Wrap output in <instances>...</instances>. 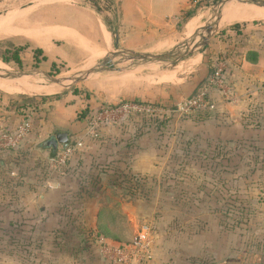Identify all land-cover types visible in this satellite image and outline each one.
Returning <instances> with one entry per match:
<instances>
[{"label": "rangeland", "instance_id": "rangeland-1", "mask_svg": "<svg viewBox=\"0 0 264 264\" xmlns=\"http://www.w3.org/2000/svg\"><path fill=\"white\" fill-rule=\"evenodd\" d=\"M217 1L208 0L205 8L196 10L204 18L195 30L211 17ZM24 2L7 0L2 6ZM242 7L252 5L232 3L206 53L193 55L199 56L196 64H187L189 58L166 68L121 70L125 64H117L115 70L72 88L87 102L77 117L89 110L80 119L85 122L79 135L83 146L60 163L57 160L65 155L66 147L76 144L78 135L65 148L60 145L51 157L50 150L39 144L52 133L41 131L37 142L14 150L16 173L2 177L0 171V264H111L101 253V242H129L143 229L152 237L154 252H188L183 254L186 264H221L223 259L231 264H264V19L230 21ZM24 8L35 10L23 24L0 31V62L1 56L11 58L22 46V63L2 62L6 66L0 69L51 72L50 59L42 60L41 53L34 57L35 39L38 35L41 43L52 45L51 32L70 25L78 31L90 29L85 35L93 42L79 35L74 40L77 46L65 40L56 42L64 57L57 59L55 76L86 71L118 51L117 46L126 45L117 32L105 43L96 16L78 0H33ZM187 24L169 44L141 48L147 42L135 40L130 45L137 51L167 52L195 31L185 34ZM11 31L18 35L10 37ZM216 38L221 45L218 52L212 50ZM230 44L234 48L224 52ZM245 50L256 63L240 58L239 52ZM179 66L182 69L176 76ZM209 68L214 73L207 76ZM27 78L42 90L9 93L0 88L2 109L22 104L17 109L21 119H36L31 114L33 106L72 91L43 89L53 83L43 77ZM202 93L205 107L191 104ZM126 101L141 102L153 111L120 114L114 121L112 115L103 114L95 135L88 132L103 107ZM111 153L121 157L123 165L134 160V185L110 184L106 176L100 186L93 182L95 169L113 163ZM140 162L148 173L135 171ZM56 177L65 189L60 196L50 197L56 201L55 208L45 212L31 207L32 200L52 189L50 183L57 182ZM95 198H100V206L93 204ZM126 203L131 206V217L125 213ZM24 204L33 211L36 223L18 224L24 218L17 210ZM245 252L248 255L241 257Z\"/></svg>", "mask_w": 264, "mask_h": 264}, {"label": "crops", "instance_id": "crops-1", "mask_svg": "<svg viewBox=\"0 0 264 264\" xmlns=\"http://www.w3.org/2000/svg\"><path fill=\"white\" fill-rule=\"evenodd\" d=\"M18 1H25V2L19 5L8 4V6L5 7L2 5H5V3H7V0H0V17L2 18L6 17L5 15H3L6 12L8 15H10V13L19 15L23 13V11L25 12L31 10L32 13L35 10V8H31L28 10H25L26 8H24V6L28 4V2L31 3L33 2V0H18ZM78 1L80 2V4H82V6H84L86 10H89L91 16L93 15L96 16V19L98 20L97 27L99 28V30L98 28L97 30L100 31L102 38H104L105 43L109 44L111 42V39L113 38V33L117 32L121 38V41L124 39L126 41V45H124L122 48L132 49V50H136V47H132L130 43L135 40H144L145 42H147L146 45H144L141 48L152 47L153 44L158 42L160 43L167 42V44H169L171 40L174 39L173 37H175L177 33H180L182 31L183 26L185 28L186 24L193 17H195L200 13L199 12L197 14H194L188 20L185 19L187 16L190 15L192 11L198 10L196 6L192 3L193 2L192 0H78ZM231 6L232 3L228 4L227 7L224 8L220 24H222L224 14L226 13V11H228V9ZM245 8L246 7H244V9ZM260 8L264 10V7H260ZM246 9L247 11L251 10L250 8H246ZM22 22L23 21H15L10 24V27H15L16 25L23 24ZM73 23H75V21ZM74 26L75 25H70L65 27L64 29L54 30L53 32H51L52 45L47 46L46 44H42L39 41L41 45L40 43H38V46L36 48H41L42 49L41 54L43 56H47V59H50L51 63L54 62L56 63L58 58L64 57L62 49L59 47V45L56 42H61L65 40L72 45H76L74 40H76V37H78V35L81 36L82 38H86L87 41L93 42L92 40L87 39L85 35L89 33L90 29L88 32L86 28L78 31L76 29L77 27ZM10 27L2 31V33L6 32L7 30L9 31ZM81 31H83L82 34H84L85 37L80 33ZM10 35H11L10 37L17 36L18 33H11ZM106 35H108V38L106 37ZM37 38L40 40L38 35ZM31 39L34 40L33 38ZM77 39L79 40V37ZM212 47H213L212 49L213 51L216 52L220 51L221 45H218L217 38L212 44ZM70 48L74 49L75 51L78 50L77 47L71 46ZM233 48L234 45L232 44H230L229 46L225 45L224 52L230 51ZM200 53L202 52H199V54ZM205 53L206 50L203 51V54ZM239 53L242 54L240 58H242V60L245 63L253 64L257 62V59H250L248 57L249 54L248 52H246V50ZM20 58L22 60L21 56ZM2 62H4L3 59ZM49 69H51V67ZM51 85H55V84H51ZM55 86L60 88V86L58 85ZM46 87H49V85ZM47 100L48 98L45 99V101ZM43 103L44 102H39L37 103L36 106L32 107L33 111L31 114L35 115L37 118L36 119L27 118L31 122L32 129L27 139L23 142L22 144L23 147L24 146L29 147L35 141L37 142V139L42 136L41 131L51 132L52 133L51 136H54L59 132L65 131L68 132L69 134V140L76 137V135H78L77 139H80L79 135L80 134L82 135L85 129V122L83 120H76V117L78 112H80L82 109H84L87 106V102L85 103L84 99H82L81 96H78L75 93L73 94V92L70 91L63 94H59L58 96H56V98H53L51 101H48V103L47 102L45 104ZM21 105L17 103L11 104L10 106L6 105L4 110L0 106V125L9 129L15 128L17 124L21 120H23L21 119V117H19L18 114L19 110L17 111V109L20 108ZM37 107H39L38 109L40 110H37ZM45 150H50V153L51 151H55L48 148ZM1 156L2 158H0V171H2V177L5 176L11 177L12 174L16 173L13 164L14 150L2 153ZM50 156L52 157L51 154ZM135 171L141 173L142 175L148 173L147 172L148 170H145L144 168L143 162L138 163V165L135 168ZM53 180L57 182H53L52 184L50 183L52 189L49 190L46 194L40 195V199L38 198L37 200H32L30 204L32 205L31 207L37 209L39 208L43 209L45 212L51 211L55 208L54 204L56 203V201H52L50 197L52 195L60 196V193L62 191L61 189L62 188L65 189V186L61 185V182H58V180L60 179H58L57 177L55 179L53 178ZM99 200L100 198L99 199L95 198L93 204H95L96 202L97 205L100 206ZM123 206L125 209V213L131 217V214L129 212L130 210L129 208H131V206L128 203H126ZM95 221L96 219L94 220L93 223H95ZM142 231H146V230L143 229ZM187 253L188 252H158V250H155L154 252V247L152 244L151 258L148 260L146 264H186V261L184 262L183 257L186 258L187 255L184 256L183 254H187ZM247 255H248L247 252H245L241 257H246ZM219 262H221V264H231L229 261H226L225 259ZM211 264H213V261L211 262Z\"/></svg>", "mask_w": 264, "mask_h": 264}, {"label": "water", "instance_id": "water-1", "mask_svg": "<svg viewBox=\"0 0 264 264\" xmlns=\"http://www.w3.org/2000/svg\"><path fill=\"white\" fill-rule=\"evenodd\" d=\"M241 6H260L264 7V0H220L213 10L211 17L205 22L204 26L195 30L188 38L179 42L174 48L167 52H145L136 51L126 48H118V51L109 54L101 62L95 64L86 71L76 74L59 77L51 72H46L41 68H32L27 70H2L0 69V80L18 82L22 78L37 76L47 79L49 82L63 87L65 90H71L76 84L89 80L92 76L105 71H113L117 64H125L121 70L134 67L155 66L166 68L172 66L196 53L203 52L207 47L210 39L217 33L221 23L224 8L231 3ZM69 142L68 132H59L54 136L46 139L42 143L52 150H57L61 145L65 148Z\"/></svg>", "mask_w": 264, "mask_h": 264}, {"label": "built area", "instance_id": "built-area-1", "mask_svg": "<svg viewBox=\"0 0 264 264\" xmlns=\"http://www.w3.org/2000/svg\"><path fill=\"white\" fill-rule=\"evenodd\" d=\"M192 1V3L199 10L205 8V6L207 5L206 2L208 0ZM221 87L224 88V86L222 85ZM203 96V93L198 95L194 100L191 101V104L199 103V107L204 108V104H201V102L204 103L205 101ZM207 105H211L210 107L212 108L214 107L212 104ZM150 111H153L150 106L137 101H126L114 106H105L101 109V112H99L98 116L94 118L95 120L88 132L95 135V126H97L99 122L104 121V119H102L103 114L112 115V121H114L123 114L143 113ZM31 129L32 125L30 120L28 119L21 120L13 129H9L0 125V156L2 155V153L17 150L18 148H20L30 134ZM83 143V139L80 138L76 141V144L74 146L66 147L64 150L65 155L61 156L57 161L60 163L63 162L64 158H67L68 156L73 154L76 149H80L83 146ZM101 250V253L111 264H146L151 258L152 254L151 236L148 232L141 231L138 232V234L129 242L114 244H106L104 242H101Z\"/></svg>", "mask_w": 264, "mask_h": 264}, {"label": "trees", "instance_id": "trees-1", "mask_svg": "<svg viewBox=\"0 0 264 264\" xmlns=\"http://www.w3.org/2000/svg\"><path fill=\"white\" fill-rule=\"evenodd\" d=\"M216 1V0H215ZM196 13V10L192 11L190 13L189 16H187L185 19L188 20L190 19V17H192L194 14ZM235 28L238 27V26H234ZM23 49V47H18L16 48V50L13 52V56L11 58H6V57H2L1 56V59H3L4 62H10V61H15L17 62L18 64H21L22 63V60L20 58V51ZM34 57H37L38 56V53H42V49L41 48H35L34 49ZM38 58V57H37ZM36 58V59H37ZM42 60H47V56H43ZM56 70V63H52V66H51V73L52 74H55V71ZM214 73V70H212L211 68L208 69V72H207V76ZM72 91L75 93V94H78V90L77 88H74L72 89ZM47 99V98H45ZM44 99V100H45ZM21 108H23V106H21ZM89 113V110L88 108L84 111H82L81 113H79L78 117L76 120H80L81 118L85 117L86 115H88ZM125 124V122L123 123H120V127H122L123 125ZM106 145V144H105ZM39 147L41 149H47V147L41 143L39 144ZM56 151H51V155L52 157L55 156L56 154ZM117 152V151H115ZM111 155V159H113V163L112 164H107V165H101L100 167H98V169L96 171V173L94 174V180L93 182L95 184H97L98 186H100L103 182V176H106V179L110 180L111 183L110 184H113V182H120L124 185V187H127L126 185H130V184H133L135 183V181H137V177L136 175L133 173V171L131 170V167H132V164L134 162L133 159H131V165L127 162H125V164L123 165V161H122V158L121 157H117V155ZM117 157V158H116ZM116 159V160H115ZM125 161V160H124ZM92 178V177H91ZM15 179V178H13ZM112 179V180H111ZM116 185V184H114ZM113 185V186H114ZM120 186V185H119ZM17 186H15L16 188ZM128 188V187H127ZM66 191V190H65ZM66 193V192H65ZM65 206V204L61 206V208H63ZM30 208H28L25 204L24 205H21V207L18 208L17 210V214L21 215L24 220L21 218L20 220V223H18L20 226L21 224L24 226L25 224H27L28 222H31V223H36L35 220H33L34 216L32 215L33 214V211H30L28 210ZM63 210V209H62ZM16 214V215H17ZM27 222V223H26ZM67 222V221H66ZM103 236V235H102ZM104 237V236H103ZM105 239V238H104ZM115 241V240H113ZM128 242V241H126ZM121 243H125V242H121Z\"/></svg>", "mask_w": 264, "mask_h": 264}, {"label": "bare ground", "instance_id": "bare-ground-1", "mask_svg": "<svg viewBox=\"0 0 264 264\" xmlns=\"http://www.w3.org/2000/svg\"><path fill=\"white\" fill-rule=\"evenodd\" d=\"M254 7H256V8L254 9ZM250 9H252V10L247 11V9H244V7H242L241 9H239L237 11V13H235L233 16H231L232 18L230 17L229 20L242 22V21H252V20H258V19H264V10L262 8L257 7V6H252ZM245 11H247V12H245ZM240 12H243V13H240ZM31 14H32L31 10H29V11H25V12L23 11V13H21L19 15L14 14V13L13 14L10 13V15H8L4 18H0V31H4V30L8 29V27H10V24L15 22V21H24L25 19H28V17H30ZM203 18H204L203 13L198 15L197 17H193L189 21V23L187 24V30H186L185 34H189L190 32L194 31L201 24ZM224 19H225V16H223V21H224ZM27 34L32 35L33 37H36V35H37L35 33H27ZM35 40L37 43H40L39 39H35ZM40 45H41V43H40ZM198 61H199V56H196V55L191 56L189 58V61H188L189 63H187V64H190V63L196 64ZM1 63L2 62H0V66H2V67L6 66L5 64L1 65ZM185 66H186V64H185ZM181 69L182 68L180 66L177 67V69L175 70L176 76H178L180 74ZM31 81L32 80L28 79L27 77L22 78L21 80H19L18 82H15V83L10 82V81H6V80H0V88L4 89L5 91H7L9 93H25L27 90H30L31 88H37V89L42 90V88H38L34 84L30 83ZM36 82H37V80H36ZM48 88L53 89V88H59V87H56L55 85H49V87H45L43 89H48Z\"/></svg>", "mask_w": 264, "mask_h": 264}]
</instances>
